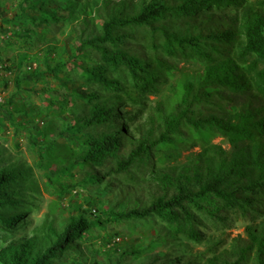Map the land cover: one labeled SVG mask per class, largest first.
Masks as SVG:
<instances>
[{"label": "trees", "instance_id": "trees-1", "mask_svg": "<svg viewBox=\"0 0 264 264\" xmlns=\"http://www.w3.org/2000/svg\"><path fill=\"white\" fill-rule=\"evenodd\" d=\"M24 3L18 4L15 14L22 27L29 24L37 32L63 26L75 33L79 46L97 53V63L85 68L82 59L77 65L86 79H97L103 89L120 86L106 72L97 76L112 67L126 69L142 93L157 92L160 78L170 69L165 56L198 62L201 71L181 80L169 107L157 100L155 112L134 123L129 132L114 116L122 95L87 92L93 100L87 123L103 129L90 135L80 162L93 168L86 173L91 179L126 175L129 183L120 191L128 199L95 217L82 208L58 224L50 219L41 229L34 226L32 235L0 245V264H55L70 254L77 258L74 252L84 232L102 222L148 216L161 218L174 227L172 233L204 246L169 259L154 253L145 264H264V214L260 222L246 224L243 235L229 241L206 236L203 222L220 219L227 206L243 208L244 202H251L249 207L259 212L264 203V0ZM230 8L232 13L215 14ZM217 136L226 139L229 147L213 142ZM193 147L198 150L177 162ZM26 178L23 169L0 166L3 230L20 226L24 195L17 185L24 186ZM104 184L111 186L109 180ZM29 187L34 190L31 182ZM58 189L63 191L64 186ZM144 250L129 246L122 254L139 255Z\"/></svg>", "mask_w": 264, "mask_h": 264}, {"label": "rangeland", "instance_id": "rangeland-1", "mask_svg": "<svg viewBox=\"0 0 264 264\" xmlns=\"http://www.w3.org/2000/svg\"><path fill=\"white\" fill-rule=\"evenodd\" d=\"M24 1L0 0V166H16L27 173L24 186L16 184L24 195L20 226L11 230L0 228V245L32 235L34 226L41 229L50 219L58 224L82 208L90 211V218L95 217L109 206L117 208L128 199L120 191L129 183L126 175L104 176L100 180L91 175V179L86 173L93 168L80 162L90 135L103 129L87 123L93 101L87 98V92L96 90L104 95L113 92L122 95V103L114 116L129 132L134 123L155 112L153 107L157 100L169 107L177 98L181 80L201 71L198 62L165 56L170 69L160 78L157 92L142 93L126 69L112 67L98 72L97 76L106 72L107 77H116L120 86L103 89L97 79H86L81 66L77 65L82 59L85 68L97 63V53L79 46L75 33L70 34L63 26L51 25L37 32L29 24L22 27L15 14L20 8L18 4H26ZM226 10L232 13L230 8L215 14H223L221 12ZM49 45L52 48L48 49ZM213 142L229 147L226 139L219 136ZM195 150L198 148L184 151L177 162L184 161L186 155ZM107 180L110 187L104 184ZM29 182L34 185V190L29 187ZM60 184L64 186L63 191L58 189ZM261 195L255 193L254 196L263 197ZM243 205V208L227 206L220 211L218 220H203L207 226L204 229L206 236L214 240L223 236L229 241L237 234L243 235L246 224L261 221L264 203L259 212L250 208L251 202ZM104 216L102 214L101 218ZM173 228L157 216L102 222L82 234L74 252L77 258L70 254L55 264H145L154 253L169 259L203 248L201 243L172 233ZM129 246L145 250L139 255L122 254L123 248ZM227 246L226 243L218 251Z\"/></svg>", "mask_w": 264, "mask_h": 264}]
</instances>
